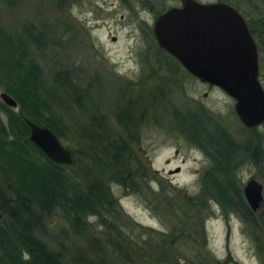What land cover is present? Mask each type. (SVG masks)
<instances>
[{"label":"trees","instance_id":"obj_1","mask_svg":"<svg viewBox=\"0 0 264 264\" xmlns=\"http://www.w3.org/2000/svg\"><path fill=\"white\" fill-rule=\"evenodd\" d=\"M0 1L7 6L15 3ZM66 1L54 2L60 6ZM259 1L264 5V0ZM224 3L238 11L231 2ZM243 19L260 52L264 14L256 20ZM47 31L44 24H24L14 32L0 25V90L16 104L9 108L0 101V264H202L206 257L203 223L211 215V200L224 215L238 219L264 264V207L251 212L236 179V171L245 164L264 172L260 147L264 134L261 138L256 128H242L245 134L236 139L201 107L182 112L162 107L164 93L156 87L154 94H148L152 118L163 120L154 114L158 108L161 114L162 108L168 111L169 132L199 150L207 167L197 195L170 193L169 197L161 190L156 206L147 202L152 217L161 221L160 230L142 227L121 212L108 184L146 198L147 176L133 151L145 116L135 112L138 102L131 100L117 104L108 123L95 106H89L90 86L80 88L77 68L71 63L51 61L57 68L49 72L46 87L38 60L48 59L44 54L50 50ZM164 57L156 68L160 81L161 66L169 73L180 70L173 58ZM73 107L85 118L80 125L77 121L75 126L69 115ZM53 109L67 112V121ZM22 118L47 127L59 141L73 130L74 165L62 167L46 159L28 141ZM57 213L61 223L50 234L48 224ZM64 242L70 243L64 247Z\"/></svg>","mask_w":264,"mask_h":264},{"label":"rangeland","instance_id":"obj_2","mask_svg":"<svg viewBox=\"0 0 264 264\" xmlns=\"http://www.w3.org/2000/svg\"><path fill=\"white\" fill-rule=\"evenodd\" d=\"M54 1L15 0L10 6L0 1V25L14 32L24 24L37 27L44 24L48 29L50 41L47 47L50 50L44 53L48 59L38 60V65L45 86L50 82V73L57 68L51 61L57 59L62 63H71L77 68L80 88L90 86L87 89L89 106H95L98 113L107 117L108 123H111L117 104L131 100L138 102L135 112H143L145 119L139 128V140L133 145V151L147 176L146 198L113 183H109L108 187L121 212L136 224L157 232L161 221L152 217L147 202L156 206L155 202L161 198V190L168 196L170 193L188 197L197 195L199 179L207 167L206 158L199 150L188 145L181 136L169 132L168 126L172 120L162 107H172L181 112L201 107L238 139L245 132H241L244 127L233 112V101L219 89L192 78L181 67L178 72L169 73L163 65L159 71L163 80L157 77L158 61L166 59L164 55L167 54L154 41L152 23L162 9L176 6L179 0H146L145 7L142 6L143 0H67L60 6ZM196 1H229L247 21L256 20L264 14V5L259 0ZM150 6L151 9L148 8ZM258 50V80L264 91V45L260 44ZM156 87L164 93L162 114L159 108L154 113L162 116L163 120L157 121L152 118L148 98L149 93L154 94ZM52 112L62 114L64 121H67V112L65 114L59 109ZM69 115L74 118L75 126L77 121L80 125L85 120L83 113L75 107L69 111ZM70 124L68 127L72 129L74 124ZM255 128V134L263 138L264 123ZM73 141H76L73 130L67 133L65 140H60L63 146L70 149V142ZM260 147L264 152L262 140ZM236 179L241 187L247 180H255L262 186L264 197V172L259 168L245 164L236 171ZM208 205L211 215L203 223L206 257L202 264H260L261 257L255 253V246L238 219L231 214L224 215L212 200ZM263 207L262 201L259 209ZM155 211L162 212L158 208ZM60 223V215L53 214L48 224L50 234L56 232L54 227ZM69 243L64 242L63 246Z\"/></svg>","mask_w":264,"mask_h":264},{"label":"water","instance_id":"obj_3","mask_svg":"<svg viewBox=\"0 0 264 264\" xmlns=\"http://www.w3.org/2000/svg\"><path fill=\"white\" fill-rule=\"evenodd\" d=\"M157 47L173 58L189 76L213 86L233 101V112L246 129L264 123V91L258 80L256 44L240 13L222 2L179 0L157 15L151 27ZM0 101L15 108L14 100L0 93ZM28 141L50 162L74 165V154L45 126L22 118ZM251 212L262 201V186L249 179L242 186ZM1 219V215H0Z\"/></svg>","mask_w":264,"mask_h":264}]
</instances>
